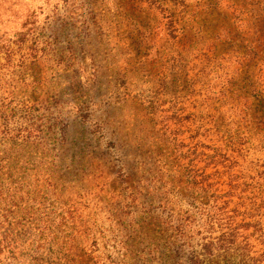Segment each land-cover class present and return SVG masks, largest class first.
<instances>
[{
  "label": "rangeland",
  "instance_id": "374dc122",
  "mask_svg": "<svg viewBox=\"0 0 264 264\" xmlns=\"http://www.w3.org/2000/svg\"><path fill=\"white\" fill-rule=\"evenodd\" d=\"M231 226L254 264L264 0H0V264H190Z\"/></svg>",
  "mask_w": 264,
  "mask_h": 264
},
{
  "label": "trees",
  "instance_id": "16d2710c",
  "mask_svg": "<svg viewBox=\"0 0 264 264\" xmlns=\"http://www.w3.org/2000/svg\"><path fill=\"white\" fill-rule=\"evenodd\" d=\"M237 237L238 234L236 228L231 226L218 238L205 243L201 254H193L190 257V264H230L236 257L238 251L241 250L237 245ZM261 242L263 245L262 254L258 258H251L254 264H263L264 262V234ZM245 247L250 249L248 245Z\"/></svg>",
  "mask_w": 264,
  "mask_h": 264
}]
</instances>
